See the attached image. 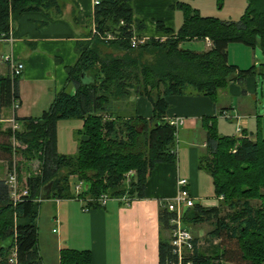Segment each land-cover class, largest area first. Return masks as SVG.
Here are the masks:
<instances>
[{
    "label": "trees",
    "instance_id": "16d2710c",
    "mask_svg": "<svg viewBox=\"0 0 264 264\" xmlns=\"http://www.w3.org/2000/svg\"><path fill=\"white\" fill-rule=\"evenodd\" d=\"M99 1L93 22L101 33L111 32L117 39L105 42L90 31L86 41L78 42V60L67 68L68 86L40 117L14 116L21 126L16 132L11 127L3 129L1 115L19 102L21 76L0 75V159L7 163L9 175L16 164L20 194L15 201L8 178L0 180V264H10L13 255L16 264H43L37 220L46 189L50 200H81L90 208L102 207L97 199L103 194L111 199H144L154 167L177 161L178 133L167 119V98L196 96L216 102L218 92L232 82L244 86L250 77L264 78V64L243 70L228 60L230 44L259 49L264 55V0H247L246 12L238 21L203 17L189 0H173L172 9L184 16L178 32L163 42L151 39L135 49L130 44L132 27L143 31L146 26L134 15L135 0ZM61 7L59 0H0V41L12 34V24L21 15H60ZM158 30L171 33L163 25ZM206 39L212 42L208 52L180 47L186 41ZM101 47L122 54L104 56ZM132 97L147 98L153 106L152 117H127L115 108ZM74 119L83 121L77 132V154H59L57 124ZM204 125L207 149L200 169L212 177L220 204L189 208L183 223H209L211 246L202 251L194 239L193 253L180 261L171 244L176 214L163 204L159 264H264V139L220 135L211 119ZM16 155L24 163L37 161L38 172L23 180L24 164L15 162ZM80 182L88 190L76 195ZM60 264H92V254L62 249Z\"/></svg>",
    "mask_w": 264,
    "mask_h": 264
},
{
    "label": "crops",
    "instance_id": "0c3cea01",
    "mask_svg": "<svg viewBox=\"0 0 264 264\" xmlns=\"http://www.w3.org/2000/svg\"><path fill=\"white\" fill-rule=\"evenodd\" d=\"M93 2L70 0L61 4L60 15L31 12L13 22L15 42L10 45L0 41V45L5 46L1 57L5 68L0 75L10 73L8 64L4 62L6 55L12 54L25 66L19 82V107L15 111L12 108L8 110L12 117H40L50 108L55 96L68 86L67 68L74 66L78 60L77 44L90 37L95 8ZM173 3V0H135L134 15L146 25L143 31H139V36L148 41H165L174 36L183 25L184 16L181 11L172 9ZM158 25H163L171 33L158 30ZM180 47L208 52L212 49V42L209 39L186 41ZM228 60L243 70L264 64L258 49L243 44L229 45ZM259 90V77L254 76L248 78L244 86L232 82L220 90L216 102L196 96L167 98V119L185 120L179 128L176 163L157 164L147 181L145 198L134 200L130 205L112 199L106 206L90 208L81 200L48 199L56 205L52 207V224L55 225L53 233L57 234V255L51 262L38 248L42 263L60 264V251L67 248L90 251L92 264H159V245L163 234L160 213L162 205L176 196L180 179L188 180L196 205L213 208L220 204L212 177L200 169L199 164L207 149L205 121L211 119L223 136H246L255 141L259 135L264 139V101L259 99ZM115 108L127 117L138 115L150 118L153 114L152 103L145 97H132L116 104ZM222 110H226L230 119L222 117ZM46 190L45 197L49 189ZM183 227L190 232L194 225L183 223Z\"/></svg>",
    "mask_w": 264,
    "mask_h": 264
},
{
    "label": "rangeland",
    "instance_id": "374dc122",
    "mask_svg": "<svg viewBox=\"0 0 264 264\" xmlns=\"http://www.w3.org/2000/svg\"><path fill=\"white\" fill-rule=\"evenodd\" d=\"M60 3L64 4L70 0H59ZM190 6L193 9L199 10L200 15L203 17H215L221 21H238L245 14L248 1L247 0H224L219 2L218 0H189ZM167 40V39H166ZM164 41V40H163ZM162 41V42H163ZM5 46L0 45V59L3 56ZM102 54L120 56L122 53L116 49H109L106 47H101ZM258 53L262 59L264 55L258 49ZM260 65V64H259ZM259 67V66H258ZM5 65L0 60V71H4ZM259 99L264 101V78H259ZM2 118L3 129L11 127V120L13 117L10 115L8 110H5ZM77 126V127H76ZM83 121L74 119V120H61L57 124V134H58V152L62 155H76L77 154V132L82 130ZM180 133L178 131V145H179ZM177 145V146H178ZM178 149V148H177ZM17 164H24L22 179L25 180L29 174L37 173L39 170V163L37 161L24 163L23 158L20 155H16L14 158ZM9 177L8 166L5 162L0 160V179ZM74 187V185H73ZM257 203V202H255ZM52 207H56L55 204L46 200V197L41 198V205L39 207V219H38V232H39V244L38 248L41 253L46 254L49 261L53 262L54 258L57 255L56 251V236L57 234L53 233L55 225L52 224L54 210ZM212 230V226L209 223L203 225L191 227L190 233L196 236L199 241V247L202 251H205L210 248V239L209 232ZM8 242H3L1 245H6Z\"/></svg>",
    "mask_w": 264,
    "mask_h": 264
},
{
    "label": "built area",
    "instance_id": "2783aa9c",
    "mask_svg": "<svg viewBox=\"0 0 264 264\" xmlns=\"http://www.w3.org/2000/svg\"><path fill=\"white\" fill-rule=\"evenodd\" d=\"M94 7L99 5V0H94ZM94 17V12H93ZM122 25H124V22H121ZM92 37H97L105 42H111L117 39V37L111 33H101L99 29L97 28V25L95 22L92 23L91 28ZM1 42H7L10 45H12L15 40L12 36V34L9 35V37L5 40H1ZM148 40L145 37L139 36V30L133 26L132 27V37L130 40L131 47L133 49L138 48L139 46H142L146 44ZM4 62L8 64L10 74L12 78H16L22 75L24 72V64L20 61H18L12 54L6 55L4 57ZM19 102H14L12 109L15 111L19 107ZM222 117L225 119H230L229 114L226 112L222 113ZM11 123V128L14 132L19 131L21 129V126L19 123H17L14 120V117L9 120ZM171 126H173L177 133L179 131V128L185 124V120L183 118H177L169 121ZM241 132V131H239ZM17 169L16 164L14 163L13 170L10 173L7 183L11 189L12 197L15 201L19 199L20 194L18 193V181H17ZM130 176V175H129ZM88 187L85 182H80L76 188L75 192L76 195H80L83 192L87 191ZM24 195L27 194L26 191L23 192ZM223 197H221V200ZM112 200L108 195L103 194L97 199V202L100 204V206H106L108 201ZM122 201L125 205H130L133 200H130L128 197H123L121 199H118ZM195 201L191 196L190 190H189V182L187 179H180L177 183V194L176 196L168 200L164 203V206L167 208V210L171 213L176 214L175 218L172 220V230H171V244L173 247V254L177 255L179 260L181 261L186 255H191L194 251L195 244H194V237L191 235V233L183 227V217L185 211L187 209L194 207ZM10 264H16L15 255L12 256L10 259Z\"/></svg>",
    "mask_w": 264,
    "mask_h": 264
},
{
    "label": "water",
    "instance_id": "95a60500",
    "mask_svg": "<svg viewBox=\"0 0 264 264\" xmlns=\"http://www.w3.org/2000/svg\"><path fill=\"white\" fill-rule=\"evenodd\" d=\"M46 200H48V197L46 196Z\"/></svg>",
    "mask_w": 264,
    "mask_h": 264
}]
</instances>
